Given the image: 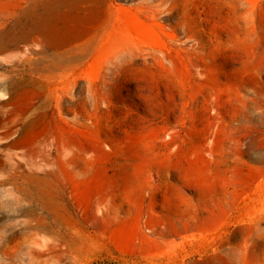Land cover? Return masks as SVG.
<instances>
[{"label": "rangeland", "instance_id": "rangeland-1", "mask_svg": "<svg viewBox=\"0 0 264 264\" xmlns=\"http://www.w3.org/2000/svg\"><path fill=\"white\" fill-rule=\"evenodd\" d=\"M263 118L264 0H0V264H264Z\"/></svg>", "mask_w": 264, "mask_h": 264}, {"label": "bare ground", "instance_id": "bare-ground-1", "mask_svg": "<svg viewBox=\"0 0 264 264\" xmlns=\"http://www.w3.org/2000/svg\"><path fill=\"white\" fill-rule=\"evenodd\" d=\"M259 109H260V107H259ZM244 110V109H243ZM242 110V111H243ZM262 110V109H261ZM213 111V110H212ZM246 112H247V110H246ZM215 113V112H214ZM243 113V112H242ZM245 113V112H244ZM261 113H262V111H261ZM247 114H248V112H247ZM247 114H245V115H247ZM249 114H251V113H249ZM263 114V113H262ZM230 115V114H229ZM232 115V114H231ZM244 115V114H243ZM218 116H219V114H218ZM262 116V115H261ZM260 116V117H261ZM259 117V118H260ZM243 118H244V120H245V122H249L251 119H249V116H243ZM262 118V117H261ZM219 119V118H218ZM217 119V120H218ZM211 120V119H210ZM263 120H264V118H263ZM263 120L262 119H259L258 120V122L255 124L254 122V125L258 128V130L260 131V133H262V123H263ZM213 121H214V119H213ZM237 121V120H236ZM241 121V120H240ZM211 122V121H210ZM244 122V123H245ZM211 124H215V123H212L211 122ZM217 124V123H216ZM216 124H215V126H216ZM240 124V123H239ZM250 124V123H249ZM252 124V123H251ZM204 125V124H203ZM247 125H248V123H247ZM249 126V125H248ZM252 126V125H251ZM212 127H213V125H212ZM211 127V129H209V130H207V131H205L204 133H202L200 136L202 137L203 136V139L204 140H210V138L212 137V135H214L215 134V130H214V134H213V128ZM253 127V126H252ZM171 128V127H170ZM179 128V127H178ZM251 128V127H250ZM172 129H173V127H172ZM175 129H176V127H175ZM170 131H171V129H169ZM167 131V130H166ZM169 131V132H170ZM194 131V130H193ZM165 132V131H164ZM168 132V133H169ZM201 132V131H200ZM218 132V131H217ZM249 132H252L253 133V131L252 130H250ZM159 133V132H158ZM157 133V134H158ZM196 133V132H195ZM256 133L257 134H259L258 132H257V130H256ZM156 134V135H157ZM166 135H168L169 136V134H166ZM167 136V137H168ZM180 136V135H179ZM250 136H252V135H250ZM256 136V135H255ZM261 137H262V135H261ZM159 138V137H158ZM169 138V137H168ZM214 138V137H213ZM252 138V137H251ZM217 139H218V136H217ZM261 139V138H260ZM162 140V139H161ZM212 140V139H211ZM214 140V139H213ZM258 140H259V138H258ZM208 142H210V141H207V144H208ZM212 142V141H211ZM152 145V144H151ZM176 145H178V143L176 144ZM176 145H174V146H176ZM190 145V144H189ZM213 145V144H212ZM249 145V144H248ZM204 146V145H203ZM239 146V145H238ZM238 146H237V148H238ZM173 147V146H172ZM195 147V146H194ZM210 147H211V145H210ZM246 147H247V145H246ZM174 148H176V147H174ZM245 148V147H244ZM249 148V147H248ZM210 149V148H209ZM262 149V148H261ZM175 150V149H174ZM189 150V149H188ZM198 150V149H197ZM245 150V149H244ZM246 150H247V148H246ZM245 150V151H246ZM166 151V150H165ZM170 151V150H169ZM262 151H263V149L261 150V152H257V154H259L258 156V161H259V164L258 165H255L254 163V165L255 166H258V168H259V171L260 170H262V169H264L263 168V165H262V161L264 162V160H262V156H263V153H262ZM178 152V151H177ZM181 152V151H180ZM199 152H201V151H199ZM209 152H211V151H207V153H208V155L210 154ZM192 153H194V152H192ZM198 153V152H197ZM167 154H168V152H167ZM256 154V153H255ZM161 155V154H160ZM170 155V154H169ZM168 155V156H169ZM178 155V154H177ZM195 155V154H194ZM199 156V155H198ZM210 156H212V155H210ZM159 157V156H158ZM173 157V156H172ZM205 157V156H204ZM157 158V157H156ZM178 158V157H177ZM185 158V157H184ZM199 158V157H198ZM166 159V158H165ZM173 160V159H172ZM187 160V159H186ZM248 160V159H247ZM253 160V159H252ZM255 160H256V158H255ZM257 160H256V162H257ZM199 161V160H198ZM252 162V161H251ZM160 163V162H159ZM164 163V162H163ZM183 163V162H182ZM200 164V163H199ZM237 164V163H236ZM226 165V164H225ZM124 166H125V168L127 169L128 168V166H129V164L128 163H125L124 164ZM196 166V165H195ZM198 166V165H197ZM234 166V165H233ZM130 167H132V165L130 164ZM164 167H166L167 169H169V171H170V173L169 174H171V177H174V178H176L177 180H179V184H180V196L181 197H185V196H189V194L190 193H192V192H195V194L196 195H198L199 197H200V199H201V202H203L204 200H205V197L206 196H208V194H209V192H210V188L207 186V184H201V183H196L195 181H194V170H193V168L192 167H182L181 166V164L179 165V163L177 164V163H169V164H165L164 165ZM235 167V166H234ZM240 167V166H239ZM156 168V167H155ZM222 168V167H221ZM231 168V167H230ZM257 169V168H256ZM157 171H158V169H157ZM159 171H160V169H159ZM196 171H197V169H196ZM143 172V171H142ZM146 172V171H145ZM219 172V171H218ZM224 172V171H223ZM139 173V172H138ZM222 173V172H221ZM263 174H264V172H262ZM232 174V173H231ZM161 175V174H160ZM247 175V174H246ZM246 175H245V177H246ZM249 175V174H248ZM252 175V174H251ZM220 176V175H219ZM223 176H226V175H223ZM264 176V175H263ZM153 177V176H152ZM249 177V176H248ZM236 178V177H235ZM200 179V178H199ZM125 180V179H124ZM160 180V179H159ZM178 182V181H177ZM235 182V181H234ZM251 182V181H250ZM164 184V183H163ZM253 184V183H252ZM214 185V184H213ZM227 185H230V184H227ZM226 185V186H227ZM236 185V184H235ZM179 187V186H178ZM243 187V186H242ZM240 188V187H239ZM177 192V191H176ZM258 192H259V195H260V197H262L263 196V185H262V182H260L259 184H258ZM221 194H223V193H221ZM220 194V195H221ZM234 194V193H233ZM237 194V193H236ZM215 196V195H214ZM214 196H212V198L214 197ZM235 196V195H234ZM191 197V196H190ZM227 199H228V197H227ZM186 202H187V200H186ZM190 202H191V200H190ZM191 203H193V202H191ZM178 206V205H177ZM229 207V206H228ZM232 207V206H231ZM49 211V210H48ZM207 211H208V214L207 215H200V214H198L197 215V227H201V228H207V230L209 229V228H214V227H216V226H218V223H219V219L216 217V215L211 211V210H209V209H207ZM177 216V215H176ZM194 216V215H193ZM95 217V216H94ZM175 222V221H174ZM142 223V222H141ZM185 224V223H184ZM187 224V223H186ZM258 225V224H257ZM256 225V226H257ZM260 225V224H259ZM258 225V226H259ZM172 226V225H171ZM250 226V225H249ZM175 228H176V232H178V225H175ZM217 228V227H216ZM261 228V227H260ZM257 229V228H256ZM184 230V229H183ZM188 230V226H186L185 227V231H187ZM258 230H260V229H258ZM149 231V230H148ZM167 231V230H166ZM203 231V230H202ZM248 231V227L247 226H244V227H241L240 229H239V231L238 232H240V233H245V232H247ZM146 232V231H145ZM144 232V233H145ZM200 232V231H199ZM257 232H260V231H257ZM154 233V232H153ZM191 233V232H190ZM195 233V232H194ZM248 234H249V232H248ZM154 235V234H153ZM146 236V235H145ZM160 236V235H159ZM252 236V235H251ZM254 236V235H253ZM148 237V236H147ZM150 237V236H149ZM156 238V237H155ZM162 237L160 236V239H161ZM157 239V238H156ZM246 239V238H245ZM244 239V240H245ZM165 240V239H164ZM243 240V239H242ZM260 242V241H259ZM251 243V242H250ZM249 243V244H250ZM248 244V245H249ZM256 245V244H255ZM247 246V245H246ZM233 247V246H232ZM255 248V247H254ZM253 249V248H252ZM232 252V251H231ZM240 252V251H239ZM227 253H229V252H227ZM30 254H31V252H30ZM232 255V254H231ZM236 255V254H235ZM243 255V254H242ZM249 255V254H248ZM33 256L34 255H32V258H33ZM243 256H245L246 257V253H245V255H243ZM255 256V255H254ZM253 256V257H254ZM260 256V255H259ZM37 257L38 258H40L41 257V255L39 254V255H37ZM241 257V256H240ZM239 257V258H240ZM256 257V256H255ZM254 257V258H255ZM236 258V257H235ZM238 258V259H239ZM244 258V257H243ZM242 258V259H243ZM247 258V257H246ZM246 258H244L245 260H246ZM248 258H249V256H248ZM257 259V258H256ZM255 259V260H256ZM229 260V259H228ZM226 258H223V257H214L213 259H212V261H214V263L215 264H231V263H229V261H228ZM231 260V259H230ZM261 260V259H260ZM209 262H211L210 260H209ZM242 262V261H241ZM241 262H239V263H241ZM251 262V261H250ZM246 263V262H245ZM264 263V262H263ZM233 264V263H232ZM256 264V263H255ZM262 264V263H261Z\"/></svg>", "mask_w": 264, "mask_h": 264}]
</instances>
